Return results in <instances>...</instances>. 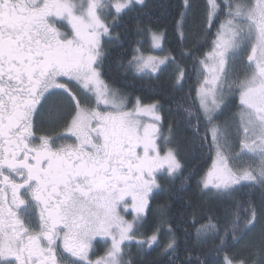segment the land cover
<instances>
[{
	"label": "snow or ice",
	"instance_id": "6c2138e0",
	"mask_svg": "<svg viewBox=\"0 0 264 264\" xmlns=\"http://www.w3.org/2000/svg\"><path fill=\"white\" fill-rule=\"evenodd\" d=\"M145 2L0 0V264H135L133 242L164 264H209L195 251L208 240L212 264H264V0H180L178 55L117 57L182 93L166 129L159 101L128 108L103 78L105 38ZM136 32L165 51L166 27ZM189 152L211 160L182 180L198 199L180 197L175 216L173 197L153 209Z\"/></svg>",
	"mask_w": 264,
	"mask_h": 264
},
{
	"label": "trees",
	"instance_id": "16d2710c",
	"mask_svg": "<svg viewBox=\"0 0 264 264\" xmlns=\"http://www.w3.org/2000/svg\"><path fill=\"white\" fill-rule=\"evenodd\" d=\"M179 2L180 0H146L144 7H137L122 17L118 26L112 30V40L107 38L104 40V47L108 55L104 62L103 78L111 87L118 89L121 93L126 94L131 98H140L143 103L159 101L163 106L161 115L164 117L163 122L165 129L168 125V118L171 116L168 109L170 106L175 107L172 103V97H178L182 95V93L173 91L172 84L168 80L167 72L160 74L158 77L147 75L141 76L133 72H126L119 66L117 57L122 55L123 61L127 62V60L133 55L134 48L138 47L145 53L150 51V34L145 32L138 35L136 32V25L140 21H142L143 25L147 27H151L157 24V22L161 28L166 27L167 36L163 40L164 50L165 52H168L170 49L174 50V54L178 55L179 40L173 32L172 20L174 7L171 6H174ZM193 4L202 6V0H193ZM195 10L196 9H194V11ZM117 33H120L119 40L115 39V35ZM186 62L191 69V58H188ZM194 81L195 75L193 74L192 79L185 82L184 92L188 91L189 84H194ZM44 125L45 128H50L49 125ZM181 135H183V133H181ZM182 155L183 162L185 163L184 173L178 175L172 180L162 179L161 183L167 191L160 192L152 200V207L155 209L157 204L164 202L169 199V197H173L171 205L172 214L174 216L178 213L180 207V197L188 198L191 196L193 202L198 199L195 195H193V189L195 187L194 181L191 183V186L185 185L184 187H181L184 177H186L196 165H199L202 169H206L211 164L210 159L205 160L198 152L195 156H193L190 152ZM244 191H247V189H244ZM254 198L257 201L259 200V190L255 191ZM191 213L192 208H186L184 219L189 221V224L182 225V228L189 227ZM153 223V214L149 213L144 230L150 232ZM178 235H180L181 240L183 241V231L179 232ZM212 244L213 241L208 240L195 249L196 252L201 253V259L207 260L209 264H212L215 257L214 253H209V249L212 247ZM131 246H133L131 250V258L134 260L135 264H164V261L166 260V257H157V253L160 251L159 248H153L150 251H145L144 253L138 255L136 245L132 244ZM239 247L240 245L236 246L237 249H239Z\"/></svg>",
	"mask_w": 264,
	"mask_h": 264
},
{
	"label": "rangeland",
	"instance_id": "374dc122",
	"mask_svg": "<svg viewBox=\"0 0 264 264\" xmlns=\"http://www.w3.org/2000/svg\"><path fill=\"white\" fill-rule=\"evenodd\" d=\"M204 2H205V0H202V5L204 4ZM109 19H111V17H109ZM150 40H151V36H150ZM150 45H151V49H150L149 52H146V53L144 52L145 55L151 54V55H155V56H162V55H164L166 53L165 51L164 52H160L159 50L153 49L152 48V40H151V44ZM121 94L123 96L128 97V103H127L128 108H132L136 104L137 98H131L130 96H128L126 94H123V93H121ZM145 104H149V103H145ZM127 218L131 219V216H128ZM132 244H135V243L133 242ZM131 245H130V248L132 250L133 246H131ZM95 247H96V252H95V254L92 257L93 259H95L96 256L101 255L103 253V251H104V248L106 246L102 242L97 241ZM125 259H129V258H127V256H126Z\"/></svg>",
	"mask_w": 264,
	"mask_h": 264
},
{
	"label": "flooded vegetation",
	"instance_id": "af4514ba",
	"mask_svg": "<svg viewBox=\"0 0 264 264\" xmlns=\"http://www.w3.org/2000/svg\"><path fill=\"white\" fill-rule=\"evenodd\" d=\"M38 127H40L41 129H44L47 131V134L51 135L53 133V129L50 127V128H45V125L44 124H38ZM55 131H60V129H55Z\"/></svg>",
	"mask_w": 264,
	"mask_h": 264
}]
</instances>
